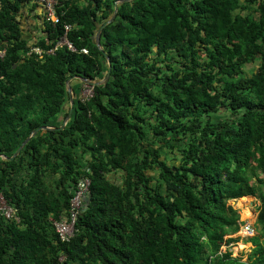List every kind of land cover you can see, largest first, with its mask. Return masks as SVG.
<instances>
[{"label":"trees","instance_id":"obj_1","mask_svg":"<svg viewBox=\"0 0 264 264\" xmlns=\"http://www.w3.org/2000/svg\"><path fill=\"white\" fill-rule=\"evenodd\" d=\"M116 1L60 0L31 41L19 17L38 2L0 0V194L20 215L0 216V264H264V0L120 4L101 35L109 81L75 99L64 129L3 158L62 124L69 77L105 76L95 34ZM67 25L76 50L50 52ZM84 177L88 202L64 242L52 219ZM244 196L261 201L247 260L219 253Z\"/></svg>","mask_w":264,"mask_h":264},{"label":"built area","instance_id":"obj_2","mask_svg":"<svg viewBox=\"0 0 264 264\" xmlns=\"http://www.w3.org/2000/svg\"><path fill=\"white\" fill-rule=\"evenodd\" d=\"M38 2L44 10L45 16L48 19H52V21L57 20L56 14V6L60 0H31ZM71 26H66V32L62 39L58 41L56 46L49 50L50 52L57 49L59 46L67 45L71 50H76V47L69 41L68 39V31L70 30ZM35 52L42 54L43 51L40 47H35L33 49ZM83 52L87 53L88 49L83 48ZM4 51H0V55H3ZM94 95V86L89 84H82V90L80 92V99L82 101L89 100ZM91 186V179L90 177L82 178L75 189L74 195L72 196L68 208V213L66 215H61L59 218H53L52 223L54 226L55 231L57 232L59 238L64 241L68 242L71 238L75 235L76 231V222L78 220L79 214L82 212L84 207L86 206V199L90 192ZM253 215H256L254 211L252 212ZM0 216L5 217L10 220L20 221V215L18 214V209L8 202L4 195L0 194ZM255 217L246 218L240 221V230L234 236H246L253 231H255ZM225 251L222 249L220 252ZM63 258V257H62Z\"/></svg>","mask_w":264,"mask_h":264},{"label":"water","instance_id":"obj_3","mask_svg":"<svg viewBox=\"0 0 264 264\" xmlns=\"http://www.w3.org/2000/svg\"><path fill=\"white\" fill-rule=\"evenodd\" d=\"M127 1H131V0H117L115 2L114 11H113L112 15L110 16V18L107 21H105L101 25H98L99 27H98V29L96 31V34H95V42L98 45V47L104 52L105 57L108 60L107 61L108 70H107L105 76L103 78L97 77L95 79H92V78H89V77L80 76V75H72L71 77H69L67 79V81H66V84H67V89H68L69 99H70V109H69L68 114L65 117L64 121L62 122V124L60 126L42 125L40 127L35 128L26 137V139L21 143V145L16 149V151L12 155L4 154L3 155L4 159H7V160L15 159L21 153V151L24 148V146L31 140V138L34 137L35 135H37L38 133H40L42 131H48V130L64 129L66 127V125L68 124V122L72 118L74 105H75V99L76 98H75L73 87H72V81L74 79L80 80L82 84H89V85H93V86L105 85L109 81L110 76H111L112 64H111L109 53H107L103 49V46H102V43H101V35H102V31H103L104 27L115 20L117 14H118V10H119L120 4H122L124 2H127ZM87 202H88V198H87Z\"/></svg>","mask_w":264,"mask_h":264},{"label":"rangeland","instance_id":"obj_4","mask_svg":"<svg viewBox=\"0 0 264 264\" xmlns=\"http://www.w3.org/2000/svg\"><path fill=\"white\" fill-rule=\"evenodd\" d=\"M258 65H259L258 61H256L255 63L249 64V65H247V67H245V71L247 73H251L253 70L257 69ZM221 113H219V115L229 114V112L225 113V111L221 112ZM171 151H173V150L170 149V148H167V152H169V154L172 156L173 152H171ZM163 155H164V153H163ZM263 175H264L263 173H260V176H263ZM112 178L115 179V180H118V181L122 180V176L121 175H119L117 178L113 175ZM249 202H252L253 206L256 205V209L258 211V208H259L258 206L260 205L261 201L257 197L244 196V197L238 198L236 200H231L230 201V203L235 208L239 209L241 218H243V219L244 218H248V217L249 218L250 217L254 218V215L252 213V208L249 207ZM256 236H261L260 235V230L258 231V227H256V230L253 231V233H251L250 235L246 236L243 240L241 239V237H238V238H236L237 241H235L234 244H226L225 243V249L231 250L232 253H233V256L242 257L243 260H247L248 257L254 251V248H255L254 241L255 240L252 239V238H255ZM259 238L262 241L264 240V236L263 235H262V237H259Z\"/></svg>","mask_w":264,"mask_h":264},{"label":"crops","instance_id":"obj_5","mask_svg":"<svg viewBox=\"0 0 264 264\" xmlns=\"http://www.w3.org/2000/svg\"><path fill=\"white\" fill-rule=\"evenodd\" d=\"M43 7L35 2H27L21 9L22 26L24 28L25 36L31 38V41L36 40L37 37L44 35L43 25ZM72 87L74 91L75 98L80 97V92L82 89V83L78 79L72 81ZM70 109V101L68 104V110ZM64 121V120H63ZM256 207H253V211L256 214ZM251 218V217H250Z\"/></svg>","mask_w":264,"mask_h":264},{"label":"clouds","instance_id":"obj_6","mask_svg":"<svg viewBox=\"0 0 264 264\" xmlns=\"http://www.w3.org/2000/svg\"><path fill=\"white\" fill-rule=\"evenodd\" d=\"M234 200H236V199H234ZM249 207L252 208V212H253V207H256V205L253 206V205H252V202H249ZM258 207H259V206H258ZM237 209H238V208H237ZM255 210H256L257 214L254 215V216H256L255 219L257 220L258 211H257V209H255ZM251 218H252V217H251ZM244 219H246V218H244ZM244 219L241 218V215H240V219H239V221H242V220H244ZM252 219H253V218H252ZM256 220H255V230H256ZM239 230H240V227H239V229H238L236 232L225 235L224 242H223V244H222V246H221V248H220V250H219V253H220V254H223V253H225V252H227V251H231V250L225 249V243H226V244H234L235 241H237L236 238L241 237V239L243 240L246 236H248V235H246V236H237V235L234 236L235 234L238 233ZM249 235H250V234H249ZM229 239H232V240L229 241ZM248 239H249V238H248ZM237 243H238V242H237ZM222 249H224L225 251L220 252ZM231 254H232V256H233L232 251H231ZM233 257H238V256H233Z\"/></svg>","mask_w":264,"mask_h":264},{"label":"bare ground","instance_id":"obj_7","mask_svg":"<svg viewBox=\"0 0 264 264\" xmlns=\"http://www.w3.org/2000/svg\"><path fill=\"white\" fill-rule=\"evenodd\" d=\"M249 218V217H248Z\"/></svg>","mask_w":264,"mask_h":264}]
</instances>
